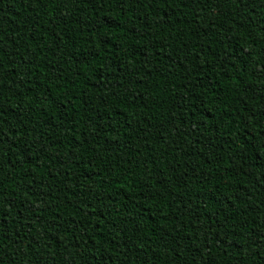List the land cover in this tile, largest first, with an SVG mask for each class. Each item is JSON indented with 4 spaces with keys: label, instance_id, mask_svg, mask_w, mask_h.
Segmentation results:
<instances>
[{
    "label": "trees",
    "instance_id": "obj_1",
    "mask_svg": "<svg viewBox=\"0 0 264 264\" xmlns=\"http://www.w3.org/2000/svg\"><path fill=\"white\" fill-rule=\"evenodd\" d=\"M0 264H264V0H0Z\"/></svg>",
    "mask_w": 264,
    "mask_h": 264
}]
</instances>
